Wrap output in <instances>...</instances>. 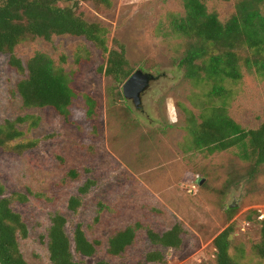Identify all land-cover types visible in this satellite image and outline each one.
Wrapping results in <instances>:
<instances>
[{"label":"rangeland","instance_id":"rangeland-1","mask_svg":"<svg viewBox=\"0 0 264 264\" xmlns=\"http://www.w3.org/2000/svg\"><path fill=\"white\" fill-rule=\"evenodd\" d=\"M238 2L207 0L206 6L226 23ZM79 11L108 29L110 49L125 45L133 73L143 69L158 79L138 110L124 96L127 80L120 85L99 72L104 55L85 37L56 35L50 41L21 43L14 53L24 64L44 52L73 75L76 98L68 122L52 107H24L17 85L25 74L11 67L9 53L0 52V125L20 116L39 117L36 125L30 119L17 124L24 132L21 140L37 139L39 145L24 152L0 147L5 196L21 192L28 197L13 202L29 229L28 237L19 239L25 259L54 264L49 231L53 216L62 213L71 238L82 224L88 238L100 242L95 255H76L87 264H216L214 239L229 228L233 257L241 264H261L255 246L264 219V166L253 176L237 148L198 151L189 128L212 105H222L246 129L259 128L264 123V73L240 59L243 78L225 82L224 98H210L212 82L196 84L180 65L193 42L174 28V21L186 15L184 0H112L110 7L88 1L80 3ZM242 52V58L247 56ZM87 95L97 102L93 117ZM72 170L77 177L69 174ZM88 182L93 185L79 210H71L70 199ZM137 223L135 242L120 255L111 254L110 239ZM176 224L183 228L179 248L156 243L149 235ZM157 252L163 258H150Z\"/></svg>","mask_w":264,"mask_h":264},{"label":"trees","instance_id":"trees-1","mask_svg":"<svg viewBox=\"0 0 264 264\" xmlns=\"http://www.w3.org/2000/svg\"><path fill=\"white\" fill-rule=\"evenodd\" d=\"M88 1L105 7L112 4V0H0V52L9 53L11 67L25 74L17 85L25 108L52 107L71 122V109L76 98L73 75L57 67L50 55L37 52L27 64L15 55L16 47L28 40L43 38L50 41L56 35L85 37L104 55L105 63L100 66V73L112 77L120 85L133 74L125 45L118 43L119 48L110 49L108 29L99 22L87 20L79 11L80 3ZM206 1L184 0L186 15L174 21V28L193 41L180 65L196 84L212 82L210 98H224L225 82L243 78L240 59H244L250 70L264 73V0H239L235 15L226 23H222L217 14L208 12ZM240 51L247 52V56L242 58ZM86 100L88 114L93 117L97 102L91 95H87ZM29 119L32 125L39 121V117L27 115L0 125V147H14L24 152L39 145L37 139L21 140L24 132L17 124ZM189 129L198 151L214 153L237 148L238 157L251 165L253 176L264 166V123L257 129H246L231 118L222 105H212L206 109L202 121L192 122ZM69 174L77 177L78 171L72 170ZM92 183L81 187L80 195L70 199L71 210H79L83 194L90 190ZM27 200V195L21 192L5 196V188L0 182V264H31L25 259L19 243L20 236L28 237L29 229L22 214L13 208V202ZM52 222L49 231L52 262L87 264L76 260V255H95L99 240L91 241L82 224L77 225L71 238L66 228L67 217L62 213L54 215ZM139 228L137 223L116 233L110 239L109 252L120 255L126 251L135 242ZM230 230L232 228L214 239L216 264H241L232 255ZM182 233L181 224L163 234L149 231L156 243L176 248L182 245ZM255 247L258 260L264 264V219L261 220V241ZM150 258H163V255L157 252Z\"/></svg>","mask_w":264,"mask_h":264},{"label":"water","instance_id":"water-1","mask_svg":"<svg viewBox=\"0 0 264 264\" xmlns=\"http://www.w3.org/2000/svg\"><path fill=\"white\" fill-rule=\"evenodd\" d=\"M158 79L151 72L143 69L136 70L124 83V96L131 100L138 110L143 107V94L149 89L151 83Z\"/></svg>","mask_w":264,"mask_h":264}]
</instances>
